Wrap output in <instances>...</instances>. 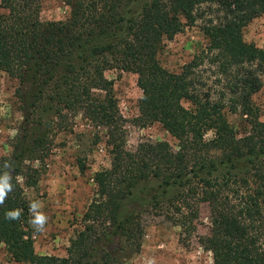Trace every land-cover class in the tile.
I'll return each instance as SVG.
<instances>
[{
    "label": "trees",
    "instance_id": "16d2710c",
    "mask_svg": "<svg viewBox=\"0 0 264 264\" xmlns=\"http://www.w3.org/2000/svg\"><path fill=\"white\" fill-rule=\"evenodd\" d=\"M42 0H0V72L30 83L33 109L57 117L30 130L26 110L13 151L0 157L12 191L0 204V243L22 264H125L142 247L138 208H164L182 234L197 231L200 208L209 211V234L198 242L213 264H264V122L252 96L261 88L264 50L243 38L244 27L264 14V0H62L65 20L42 21ZM207 5L216 19L202 30L207 46L180 72L158 54ZM213 77L199 71L204 63ZM137 75L140 125L159 123L177 140L142 141L126 149L124 119L106 70ZM18 96L25 102L20 89ZM186 103V104H185ZM226 109L246 115L239 136ZM33 110V111H34ZM107 129L112 160L94 175L95 193L65 256L38 254L25 188H35L52 149L49 130L70 116ZM40 120V119H39ZM211 137L206 138L207 134ZM10 164L11 169H6ZM21 209L17 220L5 213ZM103 244L109 248L99 249Z\"/></svg>",
    "mask_w": 264,
    "mask_h": 264
},
{
    "label": "rangeland",
    "instance_id": "374dc122",
    "mask_svg": "<svg viewBox=\"0 0 264 264\" xmlns=\"http://www.w3.org/2000/svg\"><path fill=\"white\" fill-rule=\"evenodd\" d=\"M4 9L0 6V14ZM70 15V7L62 0H42L40 18L42 21L65 20ZM216 19L207 5L197 12L196 21L166 39L158 54L163 67L172 72H180L192 61L194 56L208 44L202 26L209 20ZM243 38L264 50V14L254 18L243 29ZM261 79V88L252 99L259 108L260 120L264 122V70L251 66ZM199 71L206 77H213V69L205 62ZM105 76L114 81V94L119 111L124 119L126 130V149L135 150L142 141H167L176 148L177 140L155 122L140 125L137 122L139 101L142 90L137 84V75L118 69L106 70ZM22 89L25 102L18 96ZM33 90L30 83L24 84L5 72H0V157L12 153L16 137L21 134L22 122L26 110L31 113L27 128L43 129L48 121L57 120L52 112H45L39 118V111L34 110ZM186 104V103H185ZM34 110V111H33ZM226 116L239 136L250 131L248 117L226 109ZM40 119V120H39ZM68 127L49 130L52 149L45 160V172L35 188L26 187L29 198L42 204L41 211L48 217L43 231L33 227L34 246L38 254L65 256L70 239L81 228V217L94 196L96 185L94 175L97 171L111 166L112 154L107 144V129L96 126L81 113L70 116ZM211 137L207 134L206 138ZM144 226L142 247L125 264H213L211 252L205 250L198 238L209 234V211L206 205L200 208V218L196 233L187 236L181 228L166 216L164 208H138ZM103 244L100 250L109 248ZM0 264H22L13 262L3 243H0Z\"/></svg>",
    "mask_w": 264,
    "mask_h": 264
},
{
    "label": "clouds",
    "instance_id": "9594fccd",
    "mask_svg": "<svg viewBox=\"0 0 264 264\" xmlns=\"http://www.w3.org/2000/svg\"><path fill=\"white\" fill-rule=\"evenodd\" d=\"M6 169H11L10 164H5ZM13 185L11 184V176L9 171H5L0 175V204H3L7 195L12 191ZM42 204L37 201H31L29 204V211L31 213L32 219L30 221L31 225L36 231H43L44 226L48 221V217L41 211ZM21 209H14L5 213V218L9 220H17L21 216Z\"/></svg>",
    "mask_w": 264,
    "mask_h": 264
}]
</instances>
